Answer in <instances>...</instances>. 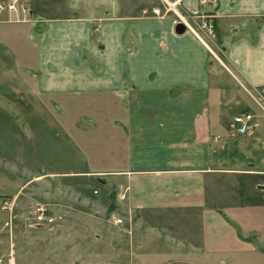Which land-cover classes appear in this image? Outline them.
<instances>
[{
    "label": "crops",
    "instance_id": "1",
    "mask_svg": "<svg viewBox=\"0 0 264 264\" xmlns=\"http://www.w3.org/2000/svg\"><path fill=\"white\" fill-rule=\"evenodd\" d=\"M166 1L214 38L164 0L29 15L38 88L115 106L126 161L111 179L144 234L139 263L264 264V0ZM236 85L245 134L231 131Z\"/></svg>",
    "mask_w": 264,
    "mask_h": 264
},
{
    "label": "rangeland",
    "instance_id": "2",
    "mask_svg": "<svg viewBox=\"0 0 264 264\" xmlns=\"http://www.w3.org/2000/svg\"><path fill=\"white\" fill-rule=\"evenodd\" d=\"M93 2L22 0L0 10V264H142L144 234L111 179L126 161L120 121L109 116L115 106L44 92L34 69L29 32L42 30L29 15L88 11ZM236 86L230 116L250 110ZM39 204L42 219L32 213Z\"/></svg>",
    "mask_w": 264,
    "mask_h": 264
},
{
    "label": "built area",
    "instance_id": "3",
    "mask_svg": "<svg viewBox=\"0 0 264 264\" xmlns=\"http://www.w3.org/2000/svg\"><path fill=\"white\" fill-rule=\"evenodd\" d=\"M165 1V10L166 11H170L172 10L173 12H175L177 19L183 23L189 30H191L193 33H195L196 35H198L199 33H202L204 36H207L208 38H214L215 36V32H214V26L211 20L206 19V18H200L199 21H196V24L198 25L197 28L194 26V24H192L190 22V20H187V18H185L184 15H182L181 13L177 12L174 8H172L170 6V3ZM17 4H19V0H8L6 3H0V10L1 9H8L9 11H15ZM20 7H22L20 5ZM153 13H159V9L158 8H154ZM201 34V36H203ZM200 36V37H201ZM249 118L250 115L247 113H239L237 115L234 116L233 121H232V125H231V131L237 134H245L248 132L250 125H249ZM119 199H124L125 195L124 193H120L118 196ZM13 200L10 199H4L2 200L1 204H2V208L4 210H10L11 206H12ZM46 208L44 206V204H39V205H35L32 209V213L33 215H36V217L38 219H42L46 216ZM9 222H6V224L8 225ZM114 223H122V218H116L114 217ZM10 226V224H9Z\"/></svg>",
    "mask_w": 264,
    "mask_h": 264
},
{
    "label": "water",
    "instance_id": "4",
    "mask_svg": "<svg viewBox=\"0 0 264 264\" xmlns=\"http://www.w3.org/2000/svg\"><path fill=\"white\" fill-rule=\"evenodd\" d=\"M175 29H176V32L181 33L184 31V26L181 23H179L177 24Z\"/></svg>",
    "mask_w": 264,
    "mask_h": 264
}]
</instances>
